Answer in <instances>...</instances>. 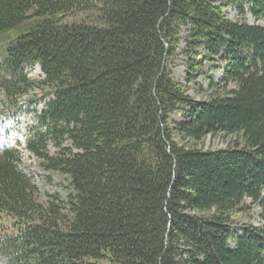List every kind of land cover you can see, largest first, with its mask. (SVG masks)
<instances>
[{"label": "trees", "instance_id": "obj_1", "mask_svg": "<svg viewBox=\"0 0 264 264\" xmlns=\"http://www.w3.org/2000/svg\"><path fill=\"white\" fill-rule=\"evenodd\" d=\"M259 20L264 0H0V111L27 112L20 98L36 88L52 95L26 149L72 190L43 206L18 150L0 151L9 264H264ZM179 53L184 84L169 69ZM206 61L222 74L195 99ZM34 64L40 81L25 72ZM216 134L226 147L198 146Z\"/></svg>", "mask_w": 264, "mask_h": 264}, {"label": "rangeland", "instance_id": "obj_2", "mask_svg": "<svg viewBox=\"0 0 264 264\" xmlns=\"http://www.w3.org/2000/svg\"><path fill=\"white\" fill-rule=\"evenodd\" d=\"M226 15L228 18L240 21V22H246L250 24H255V20L252 18L250 13L246 11L244 14L238 13L233 8H227ZM89 16L88 14H74L71 15L66 19V22H74L81 20L83 18H86ZM259 23H264L262 20L259 21ZM186 35V32H183V36ZM184 45V42L181 43V47ZM200 52V51H198ZM203 55V53H199V56L194 55L192 58L196 61H199L198 59ZM188 56H186L183 53H179L174 60V63H172L169 67L172 77L181 82L185 83L187 81V70H188ZM212 64H215V62L206 61L203 65L200 66L201 73H196L198 75L196 83L203 84L204 90L200 94H197L196 91L191 87L189 89V95L195 99L208 98L209 97V90L206 89V83H205V77L208 75H213L214 77H218L220 72L214 68L211 67ZM28 77L31 80L39 81L42 79L41 71L38 66L29 68L27 70ZM33 95H39L42 96L43 91H41L40 88H36L33 92ZM25 100V97L23 98V102ZM36 103V104H35ZM43 100H40V97H37L34 104L32 103L30 108L33 110H41L43 108ZM172 119L178 120L180 119V113H175L172 115ZM19 120L28 122L29 126H33L36 124V116L35 113H29V114H22L19 117ZM29 129V128H28ZM28 134V131H27ZM27 134L19 139V141L15 144L14 147H16L20 153V160H21V168L32 177V180L36 186L37 191V198L38 201L43 205L46 206L48 203V200L52 199L51 197H58L59 203L60 201H63V203L68 198L69 194L72 193V190L70 189L68 185V181L60 174L52 171L43 170L39 164L38 160L30 154L24 147L25 145V137ZM229 140V137L222 136V135H213V136H207L203 139L201 142L202 145H198L202 147L204 150L206 149H219L224 148L227 145V142ZM197 146V147H198ZM48 149L50 153L54 152V148L52 145L48 146ZM250 214H253L252 218L249 219L252 221L253 225H259L262 224L263 221L261 220L259 216L258 208L255 207L250 211ZM248 222V220H245ZM0 264H7V259L3 256H0Z\"/></svg>", "mask_w": 264, "mask_h": 264}, {"label": "clouds", "instance_id": "obj_3", "mask_svg": "<svg viewBox=\"0 0 264 264\" xmlns=\"http://www.w3.org/2000/svg\"><path fill=\"white\" fill-rule=\"evenodd\" d=\"M28 128V122L0 111V151L13 148L19 139L27 134Z\"/></svg>", "mask_w": 264, "mask_h": 264}]
</instances>
